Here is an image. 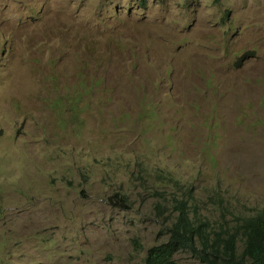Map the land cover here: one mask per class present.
Wrapping results in <instances>:
<instances>
[{"label":"rangeland","instance_id":"1","mask_svg":"<svg viewBox=\"0 0 264 264\" xmlns=\"http://www.w3.org/2000/svg\"><path fill=\"white\" fill-rule=\"evenodd\" d=\"M178 199L264 211V0H0V264H143Z\"/></svg>","mask_w":264,"mask_h":264},{"label":"trees","instance_id":"2","mask_svg":"<svg viewBox=\"0 0 264 264\" xmlns=\"http://www.w3.org/2000/svg\"><path fill=\"white\" fill-rule=\"evenodd\" d=\"M188 200L178 199L176 216L167 226V239L148 249L143 264H179L187 251L199 264H264V211L238 217L235 226L224 218L213 225L189 212Z\"/></svg>","mask_w":264,"mask_h":264},{"label":"bare ground","instance_id":"3","mask_svg":"<svg viewBox=\"0 0 264 264\" xmlns=\"http://www.w3.org/2000/svg\"><path fill=\"white\" fill-rule=\"evenodd\" d=\"M235 147V146H234ZM256 148V147H255ZM235 150V149H234ZM255 150H257V149H255ZM239 151H241V150H239ZM243 151V150H242ZM246 152V150H244V153ZM256 152V151H255ZM240 153V152H239ZM237 156V155H236ZM238 156H239V154H238ZM242 159L240 160V162L242 161L243 162V164L245 163V165H247L248 164V166H249V164L251 163V161L252 160H254V158H255V154H254V151L253 150H251V151H249L248 153L246 152V154H243L242 155ZM258 157V156H257ZM256 160V159H255ZM254 162V161H253ZM256 163H257V161H256ZM242 164V163H241ZM253 166H254V164H252ZM257 166V165H256ZM256 166H255V168H256ZM245 167V166H244ZM246 168V167H245ZM248 169V168H247ZM249 169H251V164H250V168ZM254 169V168H253ZM255 170V169H254Z\"/></svg>","mask_w":264,"mask_h":264}]
</instances>
